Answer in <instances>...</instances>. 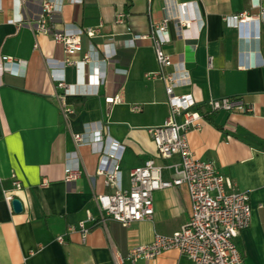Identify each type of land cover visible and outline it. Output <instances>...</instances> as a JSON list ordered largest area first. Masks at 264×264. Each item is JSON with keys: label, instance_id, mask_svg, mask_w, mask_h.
I'll use <instances>...</instances> for the list:
<instances>
[{"label": "crops", "instance_id": "1", "mask_svg": "<svg viewBox=\"0 0 264 264\" xmlns=\"http://www.w3.org/2000/svg\"><path fill=\"white\" fill-rule=\"evenodd\" d=\"M20 1L17 14L13 0H0V63L6 58L18 63L16 74H0V264H130L125 258L132 249L153 243L156 236H172L189 222L192 201L181 186L154 194L152 220L127 228L104 223L96 197L114 190L98 175L100 156L91 146L77 148L73 137L90 134V126L99 122L108 126V149L115 143L123 147L124 189L130 187L131 172L147 161H179L160 158L149 133L164 126L171 113L165 83L146 78L161 71L153 42L126 43L134 36L150 37L165 17L182 15L193 23L189 33L199 37L182 38L172 20L163 49L172 61L165 72L189 76L175 93L192 95L196 110L203 109L202 129L186 137L196 158L214 163L231 185L249 194L251 225L237 243L246 264H264V0L260 7L255 0H180L189 3L185 12L166 0H63L62 11L49 18L53 32L102 26L99 36L81 37L83 51L71 58L81 61L86 53L98 52V60L79 67L63 66L64 48L36 32L45 0ZM119 13L126 25L116 23ZM244 13L255 20L238 28L225 23ZM19 16L22 22H13ZM113 48L116 56L109 57ZM97 68L105 72L103 82L94 75ZM60 82L77 92L65 98L72 110L67 117ZM115 96L122 102L107 105L106 99ZM222 98H239L252 112H211L209 102ZM134 106L141 110L133 111ZM76 151L81 177L68 183L66 163ZM14 175L22 183L15 193L20 213L4 199V191L13 190ZM163 176L171 179L174 173ZM81 222L90 229L85 242ZM136 264L192 263L171 250Z\"/></svg>", "mask_w": 264, "mask_h": 264}, {"label": "built area", "instance_id": "2", "mask_svg": "<svg viewBox=\"0 0 264 264\" xmlns=\"http://www.w3.org/2000/svg\"><path fill=\"white\" fill-rule=\"evenodd\" d=\"M77 2L76 0H69ZM255 6L260 7L262 0H255ZM169 6H175L183 12L189 3H180V0H166ZM193 3V1L191 2ZM17 6V14L20 13L21 1L13 0ZM63 0H45L43 3V15L36 23V32L52 36L54 42L62 46L67 55L63 66L93 65L98 60V52H88L83 60L75 61L73 56L82 53L81 37L86 35L95 38L100 35L102 26L76 30L74 32H53L48 26L49 18L54 13L62 11ZM1 9V6H0ZM126 16L119 13L116 23L126 25ZM176 20L181 28V36L184 39H196L199 34H190L192 22L182 16H167L154 27L150 37L134 36L126 45L133 46L136 41L149 39L153 42L157 61L161 71L147 74V79L162 80L166 85V93L169 98L170 117L164 126L149 129V133L158 149L160 158L166 161L179 157L178 162L167 165H158L154 160L147 161L143 166L135 168L130 174V187L123 188L122 173L119 163L122 159L123 147L112 144L107 147L109 137L108 126L99 122L90 126L89 132L83 135H74L76 147L91 146L100 156L98 175L106 178V185L114 190L112 194H103L96 197L102 221H115L123 227H129L133 223L152 220L154 216V194L157 191L187 187L192 201V216L189 222L172 236H156L153 243L138 246L132 249L125 258L130 264H136L139 260H154L162 253L178 250L180 254L192 264H246L240 251L237 240L251 225L252 207L250 196L240 192L235 185H231L227 178L218 170L214 163L203 161L194 155L186 134L190 130H201L203 115L196 110V102L192 95H177L175 89L188 82L187 72L166 73L164 69L172 66L170 57L163 47L170 42L169 24ZM247 13L232 16L225 19L227 26L238 28L241 24L254 21ZM13 22H22V18H16ZM109 57H115L113 48ZM212 58L210 59V64ZM95 65V64H94ZM18 63L6 58L0 63V74H16ZM94 75L99 82L105 79V72L97 68ZM60 88L65 89L62 97V110L67 117L72 110L67 107L65 98L77 95L64 82H60ZM122 102L120 96L106 99L107 105H115ZM211 112H242L250 113L243 100L239 98H222L211 100L208 104ZM133 111H140V106H134ZM179 117L183 118L178 122ZM165 171L174 173V177L166 179ZM65 181L75 183L81 177L80 157L78 152L69 155L65 168ZM22 189V183L13 176V190L4 191V199L10 210L13 211L15 193ZM80 233L85 242L90 229L86 222L80 223ZM63 243L62 237L58 238Z\"/></svg>", "mask_w": 264, "mask_h": 264}, {"label": "water", "instance_id": "3", "mask_svg": "<svg viewBox=\"0 0 264 264\" xmlns=\"http://www.w3.org/2000/svg\"><path fill=\"white\" fill-rule=\"evenodd\" d=\"M13 209H14V211L16 212V213H20V212H22V203H21V201L20 200H18V199H15L14 201H13Z\"/></svg>", "mask_w": 264, "mask_h": 264}, {"label": "trees", "instance_id": "4", "mask_svg": "<svg viewBox=\"0 0 264 264\" xmlns=\"http://www.w3.org/2000/svg\"><path fill=\"white\" fill-rule=\"evenodd\" d=\"M210 110V109H209ZM197 111H199L200 113H203V109L202 108H198ZM205 114V113H204ZM205 116V115H204ZM240 248V251L242 252L243 256H244V252H243V249L239 246Z\"/></svg>", "mask_w": 264, "mask_h": 264}]
</instances>
